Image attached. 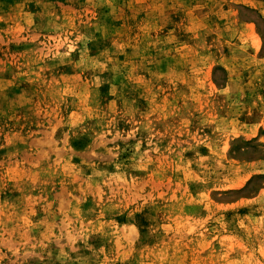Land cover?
Wrapping results in <instances>:
<instances>
[{
  "label": "rangeland",
  "instance_id": "obj_1",
  "mask_svg": "<svg viewBox=\"0 0 264 264\" xmlns=\"http://www.w3.org/2000/svg\"><path fill=\"white\" fill-rule=\"evenodd\" d=\"M0 264H264V0H0Z\"/></svg>",
  "mask_w": 264,
  "mask_h": 264
}]
</instances>
